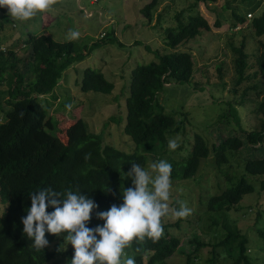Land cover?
I'll use <instances>...</instances> for the list:
<instances>
[{"label": "trees", "instance_id": "16d2710c", "mask_svg": "<svg viewBox=\"0 0 264 264\" xmlns=\"http://www.w3.org/2000/svg\"><path fill=\"white\" fill-rule=\"evenodd\" d=\"M217 1L193 0V4L177 12L174 18L180 20L184 11L199 8L202 3L207 5ZM157 4V0H150L141 7L140 12L148 22H151L152 11ZM260 8L262 10L258 13ZM222 10L229 30L246 23L255 37H264V0H224ZM0 12L4 14L1 22L8 20L6 9L0 8ZM160 18L161 14L157 23ZM219 20L216 19L211 25L206 16L196 11L188 16L187 22H179L176 28L165 30L167 52L155 50L156 60L137 65L131 70L123 130L136 144L133 152L104 144L102 133L88 130L76 105L68 117H63L57 110L54 116L48 112V97L56 98L53 92L62 73L83 60L99 45L98 41L90 46L89 51L83 52L74 41H57L44 33L28 32L26 38L21 39L24 55L19 56L13 49H2L0 46V85L5 83L7 86L0 90V208L4 207L0 213V264H57L58 259L73 256L72 246L64 250L59 243H55L58 237L64 239L63 235L46 232L45 238L49 244L37 251L33 241L23 233L21 220L31 206L30 193L41 188L61 192L66 189L80 191L98 205L86 226H102L103 221L97 219L96 212L122 203L121 192L131 186V179L125 178L126 173L132 163L143 167L148 155H152L153 159L165 155V160L172 165L171 179L181 180L193 178L200 161L213 156L215 164L220 167L219 172L231 183L210 195L206 212L214 214L236 209L243 195L254 191V185L246 177L264 174V155L246 159L244 173L235 180L221 169L229 162L228 152H236L243 144L237 135L227 136L220 142H210L206 136L194 133L188 154L175 158L166 152L167 139L187 120V112L176 111V120L175 112L165 107L162 91L168 83H188L191 80L193 59L190 44L203 31L222 26ZM106 41L114 42L115 38H107ZM259 43L263 48L264 42ZM232 50L235 53L236 72L232 92L243 81H251L256 76L262 79L261 100L254 110L259 126L245 132V141L254 147L258 144L264 152V50L253 54L254 65L248 64L249 55L245 52L244 41L239 46L232 45ZM251 66L255 69L249 73L247 70ZM78 84L83 92L103 94H111L114 87L100 69L91 67L83 69ZM242 103L243 100L238 101V105ZM229 104L231 115L238 123L236 109L232 103ZM21 112L24 113L22 117ZM86 156L89 158L86 159ZM260 183L264 189V180ZM46 210L52 212L54 209L49 206ZM220 214L227 220V213ZM222 224L226 229L225 236L215 244L195 239V252L185 253V264H194L198 249L205 245L211 246V255L205 259L207 264L217 263L214 252L218 246L223 247L233 260L231 264H253L248 254L246 235ZM168 226L171 225L163 224L164 234L156 243L146 240L138 244L134 241L130 248L125 249V258H134L136 264H171L168 259L177 251L180 240L168 232ZM258 232L264 234V229H258Z\"/></svg>", "mask_w": 264, "mask_h": 264}, {"label": "rangeland", "instance_id": "374dc122", "mask_svg": "<svg viewBox=\"0 0 264 264\" xmlns=\"http://www.w3.org/2000/svg\"><path fill=\"white\" fill-rule=\"evenodd\" d=\"M149 1L59 0L50 10L25 22L15 21L9 16L8 20L1 22L4 14L0 12V46L2 49L11 48L22 56L24 47L21 39L26 38L28 32L44 33L57 41H67L66 36L70 30L79 31L80 37L73 41L83 52L89 51L90 46L98 41L99 45L83 60L62 73L53 92L56 98L48 97V112L54 116L57 110L63 117H68L76 105L88 130L102 133L104 144L133 152L136 144L123 130L126 117L125 97L129 94L131 70L137 65L156 60L155 50L167 52L165 30L169 27L176 28L179 22H187L189 15L199 11L208 18L211 25L216 19H220L222 26H213L210 31H203L190 44L193 59L191 80L188 83H168L162 91L165 107L175 112L176 120L177 113L187 112V120L167 139L166 152L175 158L188 154L194 133L206 136L210 142H220L227 136L237 135L243 140V144L236 152H228L229 162L221 167L222 172H227L235 180L244 173L246 159L260 158L264 152L258 144L254 147L245 141V132L259 126L254 110L261 100L262 79L256 76L251 81H243L235 92L231 91L236 77L232 45L239 46L244 41L245 52L249 55L248 64L254 65L253 54L264 50V46L262 48L259 43L264 42V37H255L246 23L229 30L223 10L221 11L224 0L207 5L202 3L199 8L186 10L180 20H176L174 15L193 4V0H157L151 22L140 12L141 7ZM261 10L262 8L258 13ZM159 14L161 18L157 23ZM45 23L48 25L43 26ZM107 38H115V41L107 42ZM86 67L100 69L106 79L113 82L111 94L81 91L78 82ZM21 68L24 69L23 66ZM254 69L251 66L247 72ZM253 85L258 87L253 88ZM6 88L5 83L0 85V90ZM244 90H247L246 93ZM239 100L244 103L238 105ZM229 103L236 109L239 124L231 115ZM66 104L72 105L71 110L65 107ZM1 117L0 115V120ZM175 138H179V145L182 147L171 151L167 144L170 139ZM151 156H147L148 161L142 168L148 169L150 163L165 160V155L154 159ZM219 169L213 156H210L200 161L193 178L171 179L172 189L168 202L170 208L178 209L177 201H183L192 209L191 214L183 219H175L171 215L162 218V224L171 225L167 227L168 232L180 240L177 251L168 259L171 264H185V253L195 252L196 240L210 244L220 241L226 234L222 223L246 235L252 263L264 264V234L258 232V229H264V189L260 183L264 180V174L246 177L254 185V191L244 194L236 209L213 214L206 212L208 198L231 183ZM3 208H0V213ZM220 213H227V220ZM55 243H59V247L64 250L71 246H65L64 239L59 237ZM210 251V245L200 247L194 264H207L205 259L211 255ZM214 253L217 257L216 264H231L233 261L221 246L216 247ZM70 261L71 258L64 257L58 259L57 264H70Z\"/></svg>", "mask_w": 264, "mask_h": 264}, {"label": "clouds", "instance_id": "9594fccd", "mask_svg": "<svg viewBox=\"0 0 264 264\" xmlns=\"http://www.w3.org/2000/svg\"><path fill=\"white\" fill-rule=\"evenodd\" d=\"M59 0H0V8L15 21L25 22L50 10ZM80 37L79 31L70 30L67 41ZM65 107L71 110L72 105ZM21 117L24 115L21 112ZM179 138L170 139L167 147L175 151ZM89 158L86 156V159ZM172 165L166 160L150 163L148 169L132 163L125 178L131 186L121 192L122 203L113 204L106 211L96 212L103 225L87 227L92 212L98 207L93 199L80 191H56L41 188L29 194L31 206L22 217L23 233L39 251L49 244L45 233L63 235L64 244H71L74 252L70 264H136L134 258H125V249L135 241L156 243L164 234L162 218L171 215L183 219L192 212L183 201L179 208H170ZM51 206L54 210L48 212ZM66 234V235H65ZM139 251V248H137Z\"/></svg>", "mask_w": 264, "mask_h": 264}]
</instances>
